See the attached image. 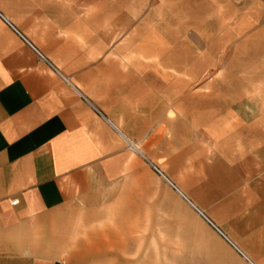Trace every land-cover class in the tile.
Listing matches in <instances>:
<instances>
[{"label":"crops","instance_id":"0c3cea01","mask_svg":"<svg viewBox=\"0 0 264 264\" xmlns=\"http://www.w3.org/2000/svg\"><path fill=\"white\" fill-rule=\"evenodd\" d=\"M184 1L0 0V264L151 261V239L133 224H90L97 233L83 238L73 216L129 166L128 144L151 141L154 108L198 135L178 155L192 167L190 202L240 250L195 212L203 263L264 264V16L253 9L262 3L195 0L244 8L214 13L192 35ZM191 38L206 51L185 53ZM222 39L225 78L192 94L221 65Z\"/></svg>","mask_w":264,"mask_h":264},{"label":"rangeland","instance_id":"374dc122","mask_svg":"<svg viewBox=\"0 0 264 264\" xmlns=\"http://www.w3.org/2000/svg\"><path fill=\"white\" fill-rule=\"evenodd\" d=\"M184 3V30L192 35L193 32L197 33L210 25L214 13L235 18L244 8L237 2V5L229 7L198 6V1L195 0H185ZM260 3L262 4L259 7L253 9L264 16V0ZM219 20L221 21L218 22L217 34L222 35L226 22L223 18ZM224 43L225 40L222 39L216 44V61L221 65L211 70L210 75L196 82L192 86V94L207 95L211 81L225 78ZM237 43L238 39L233 40V47L237 46ZM191 45L199 47L203 52L207 49L201 38H191L189 44L185 43V53L191 52ZM179 120L175 113L167 126V120L161 117L160 108L153 109L151 141L136 143L138 148H131L128 144L127 156L131 158L129 166L121 168V174L115 181L105 182L88 204L80 205L87 209L73 216L74 222L82 224L79 234H83V238L97 233L90 230V224L95 226V223H102L106 224L105 229H112L114 222H128L137 229V236L146 235L151 239L152 247L149 250L151 249L152 258L146 264H204V248L193 241L207 238L203 222L196 219L194 208L153 167L155 165L159 168L190 201L194 202L192 167L186 161L179 160L178 155L182 154L183 148L193 147V139H198V135L189 134L187 128L180 134ZM188 122L190 120L185 117V127L189 125ZM195 204L198 205L197 202ZM107 233L105 232V235Z\"/></svg>","mask_w":264,"mask_h":264},{"label":"built area","instance_id":"2783aa9c","mask_svg":"<svg viewBox=\"0 0 264 264\" xmlns=\"http://www.w3.org/2000/svg\"><path fill=\"white\" fill-rule=\"evenodd\" d=\"M10 26H11V28L12 29H14V31L26 42V43H28L33 49H34V51L41 57V59H43V60H45V61H47L46 59H45V57L43 56V54H41L28 40H27V38L23 35V34H21L15 27H13L10 23H8ZM48 62V61H47ZM49 63V62H48ZM50 64V63H49ZM51 65V64H50ZM52 66V65H51ZM66 80V82H68L69 83V79H65ZM130 147L131 148H133V146L130 144ZM153 165V164H152ZM153 167H154V169L170 184V186H172L176 191H179L178 190V188L170 181V180H168L166 177H165V175L161 172V170L159 169V168H157L155 165H153ZM184 198H185V200L186 201H188V202H190V200L187 198V197H185L184 196ZM190 204H192L191 202H190ZM192 206H193V208L195 209V211L198 213V214H200L202 217H203V219L210 225V226H212V228H214L223 238H225L235 249H237L238 251H240L227 237H226V235L220 230V229H218L216 226H215V224L212 222V221H210L209 220V218L205 215V214H203L196 206H194L193 204H192Z\"/></svg>","mask_w":264,"mask_h":264},{"label":"bare ground","instance_id":"6f19581e","mask_svg":"<svg viewBox=\"0 0 264 264\" xmlns=\"http://www.w3.org/2000/svg\"><path fill=\"white\" fill-rule=\"evenodd\" d=\"M133 146V145H132ZM133 147H136V148H138V146H133ZM161 176V175H160ZM179 192V191H178ZM180 193V192H179ZM181 194V193H180ZM182 196H183V198H184V195L183 194H181Z\"/></svg>","mask_w":264,"mask_h":264}]
</instances>
